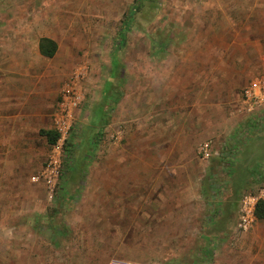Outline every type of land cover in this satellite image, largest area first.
I'll use <instances>...</instances> for the list:
<instances>
[{
  "label": "rangeland",
  "instance_id": "1",
  "mask_svg": "<svg viewBox=\"0 0 264 264\" xmlns=\"http://www.w3.org/2000/svg\"><path fill=\"white\" fill-rule=\"evenodd\" d=\"M10 1L0 264H245L235 226L264 184V111L248 114L244 93L264 78V3Z\"/></svg>",
  "mask_w": 264,
  "mask_h": 264
},
{
  "label": "crops",
  "instance_id": "2",
  "mask_svg": "<svg viewBox=\"0 0 264 264\" xmlns=\"http://www.w3.org/2000/svg\"><path fill=\"white\" fill-rule=\"evenodd\" d=\"M6 1L7 2H5V0H0V15H4L5 13L12 12L14 8V5H12L10 0H6ZM259 1H262L264 3V0H234V3L238 5H256ZM19 13L20 11H17V14ZM43 37L53 39L57 43V41L52 36L45 35V36H42L41 38ZM41 38L39 40V44H40ZM39 44H38V47H39ZM17 68H18L17 61H12V60L10 62L5 61L2 63V65H0V70H2L0 72V85L1 86L3 85L13 86L17 84L18 82ZM12 91H13L12 88H9V87H6L4 92H3V89L0 88V112H6V111H3V108H1L3 107L1 106V102L4 101L2 99L3 96L6 97L7 93L11 94ZM235 238L237 239H235L234 245H235V248H239L238 250H241L239 251L241 256L244 254V252H247V249H248L249 255L247 254L248 259H247V262H245V264H264V217L259 218V220H257L256 224L250 231L241 233L240 235L236 234ZM221 241H222V244H224V241L223 240ZM217 243L219 245L221 244L214 237L208 238L207 245L208 246L211 245L210 246L211 249L213 248L212 245L215 246ZM222 248H227V246L222 247ZM235 252L237 253L236 250ZM227 261L229 260L227 259ZM226 264H232V263L229 261Z\"/></svg>",
  "mask_w": 264,
  "mask_h": 264
},
{
  "label": "built area",
  "instance_id": "3",
  "mask_svg": "<svg viewBox=\"0 0 264 264\" xmlns=\"http://www.w3.org/2000/svg\"><path fill=\"white\" fill-rule=\"evenodd\" d=\"M244 107L248 114L257 115L264 111V78L252 83L244 93ZM204 158L209 159L216 155L211 143H205L201 148ZM264 202V184L256 191L242 195L238 208V220L235 226L237 232L250 231L258 220V208Z\"/></svg>",
  "mask_w": 264,
  "mask_h": 264
},
{
  "label": "trees",
  "instance_id": "4",
  "mask_svg": "<svg viewBox=\"0 0 264 264\" xmlns=\"http://www.w3.org/2000/svg\"><path fill=\"white\" fill-rule=\"evenodd\" d=\"M133 13L134 12H132L131 14L133 15ZM125 33H126L125 29L122 30L121 36H122L123 40H125V38H124ZM39 49H40V52L42 55H44L45 57L52 58L55 56V54L58 50V44L53 39L43 37V38H41V41L39 44ZM41 134L47 138V140L50 144H55L57 139L59 138V133H57L51 129H42ZM65 165L67 167L68 163L66 162ZM68 167H69V169H71L73 171L74 168H73L72 164H69ZM63 171H64V173H62L60 175V178L62 179V185H63L62 191H63V194L65 196L68 193L67 189H68V186L70 183V177L68 176L69 170L64 169ZM63 194H62V196H60V198H63ZM257 214H258L259 218L264 217V202L260 203Z\"/></svg>",
  "mask_w": 264,
  "mask_h": 264
}]
</instances>
